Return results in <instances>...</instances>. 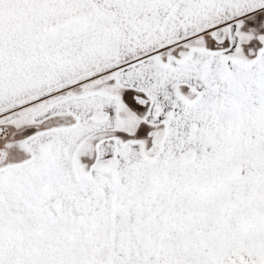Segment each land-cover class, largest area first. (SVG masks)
Here are the masks:
<instances>
[{
	"label": "snow or ice",
	"instance_id": "6c2138e0",
	"mask_svg": "<svg viewBox=\"0 0 264 264\" xmlns=\"http://www.w3.org/2000/svg\"><path fill=\"white\" fill-rule=\"evenodd\" d=\"M0 264H264V0H0Z\"/></svg>",
	"mask_w": 264,
	"mask_h": 264
}]
</instances>
